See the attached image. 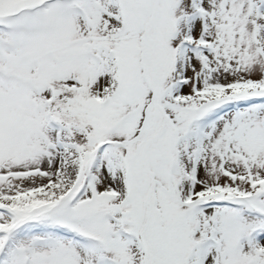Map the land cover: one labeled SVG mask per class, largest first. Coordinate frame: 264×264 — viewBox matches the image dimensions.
<instances>
[{
    "label": "snow or ice",
    "instance_id": "snow-or-ice-1",
    "mask_svg": "<svg viewBox=\"0 0 264 264\" xmlns=\"http://www.w3.org/2000/svg\"><path fill=\"white\" fill-rule=\"evenodd\" d=\"M0 264H264V0H0Z\"/></svg>",
    "mask_w": 264,
    "mask_h": 264
}]
</instances>
